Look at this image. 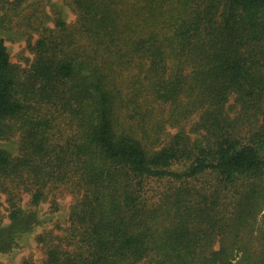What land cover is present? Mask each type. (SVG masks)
Listing matches in <instances>:
<instances>
[{
	"label": "trees",
	"instance_id": "trees-1",
	"mask_svg": "<svg viewBox=\"0 0 264 264\" xmlns=\"http://www.w3.org/2000/svg\"><path fill=\"white\" fill-rule=\"evenodd\" d=\"M63 1L0 0V253L69 198L42 264H264V0Z\"/></svg>",
	"mask_w": 264,
	"mask_h": 264
},
{
	"label": "rangeland",
	"instance_id": "rangeland-1",
	"mask_svg": "<svg viewBox=\"0 0 264 264\" xmlns=\"http://www.w3.org/2000/svg\"><path fill=\"white\" fill-rule=\"evenodd\" d=\"M47 13L53 17L57 12L60 11L64 14L65 18L68 21L73 20L74 16L70 9L65 5L63 0H44ZM3 12H0V17ZM52 24V22H50ZM8 25H5L0 20V39L4 38L5 43L8 46L11 59L15 63H22L28 57L32 58L28 50L27 36H20L18 27H14L13 30L8 28ZM0 147L10 148L12 151L17 149V140L12 139L6 142H0ZM29 198L26 196L24 200V205L28 204ZM0 222L3 224L8 223V211L6 210L7 204L5 203V196L0 192ZM70 205V199L67 198L62 201V208L57 213H51L49 204L45 203L38 207L39 214L43 220V224L39 225L34 229L33 232L25 235L22 240L19 242V245L10 253H0V260L3 264H23V260L26 257H32L37 264H42L43 259V249L37 243L36 237L39 233L43 232L45 229L52 227L54 222L59 218H66L68 215ZM255 224V233L254 236L258 234V228L264 227V210L263 212L255 218L253 221ZM255 243V242H254ZM256 244V243H255ZM255 244H252L254 248L257 247Z\"/></svg>",
	"mask_w": 264,
	"mask_h": 264
}]
</instances>
